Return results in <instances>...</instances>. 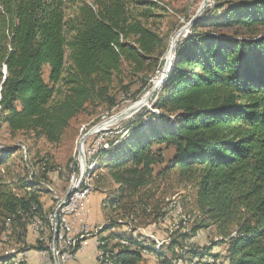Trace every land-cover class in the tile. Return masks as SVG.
<instances>
[{"label":"trees","instance_id":"obj_1","mask_svg":"<svg viewBox=\"0 0 264 264\" xmlns=\"http://www.w3.org/2000/svg\"><path fill=\"white\" fill-rule=\"evenodd\" d=\"M176 1L0 0V131L59 145L79 115L118 108L122 94L137 101L165 67L169 44L160 25ZM123 133L88 155L94 193L105 196L107 223L99 234L116 225L133 232L100 239L103 248L118 249L115 264L152 257L170 264L165 249L173 258L191 255L195 264L197 257L207 258L204 264H264V0H214L178 42L150 106ZM168 150L174 151L169 165L157 171ZM0 151L1 167L17 150ZM39 166L27 167L23 196L0 180L1 234L17 251L46 249L38 238L27 241L31 219L52 240V214L41 196L51 192L42 183L51 185L52 168L46 159ZM170 172L194 191L199 221L190 232L181 234L182 225L172 231L158 249L155 240L134 233L169 217L158 191ZM202 230L217 241L189 246ZM220 246L224 253H214ZM12 255L0 254V264Z\"/></svg>","mask_w":264,"mask_h":264},{"label":"rangeland","instance_id":"obj_2","mask_svg":"<svg viewBox=\"0 0 264 264\" xmlns=\"http://www.w3.org/2000/svg\"><path fill=\"white\" fill-rule=\"evenodd\" d=\"M204 1L205 0H178L174 2L173 5L168 6L171 9L169 11V15L162 21V24L160 25L161 35L167 39L169 44V50L166 57H169L170 55L173 38L198 13ZM210 5H214V0H210ZM161 75L162 72L158 77ZM157 78L154 80L155 82L157 81ZM135 89H137V87ZM152 89L143 94L135 102H133L131 97L128 95L122 94L119 98L120 105L118 108L116 107L113 110L106 109V105H103V107L99 109L97 115H92L90 112L79 115L71 122L70 127L66 130L59 145H50L44 139L34 140L30 136H26L21 133L13 135L9 133L7 128H4L0 131V150L3 148L5 151H9L11 149L17 151H15L14 155H10L8 162L5 165L0 167V180L6 182L7 184H11V186L14 188V192L19 196H23L25 194V190L22 188V186L26 185L29 175L27 167L31 166L38 170L40 167L39 162L42 159L48 160L49 167L52 169L50 173L47 174L48 176H46V179H48L51 185L44 183H42V185L47 187L51 192H48L44 189L41 196L43 197L42 202L46 214H53L55 212L54 209L57 208L56 206H58L60 203L61 198H65L68 192L71 190L72 175L75 172L73 168L71 169V164H74L71 162L75 161L76 159H80L79 150L82 138L89 134L90 131L100 123L110 120L113 116L123 112L134 103L144 99L148 94L151 93ZM148 105L150 106V103ZM132 118L133 117L128 120H122L118 123L110 125L104 131H101L98 134H91L86 139L85 151L88 152L89 149L93 148L94 145L100 141H102L104 144L102 147L108 148L112 142L118 140V135H122L124 138L126 134L123 133L125 124ZM20 147H22L23 151L18 150ZM173 155V150L166 151L164 165L158 166L156 170L161 171L166 168L169 165ZM1 156H3V153L0 151V158ZM76 161L78 162V160ZM43 171L44 170L42 169V173ZM42 173L40 172V176H42ZM99 174L97 173L95 175V183L98 180V177H100ZM159 183L160 188L158 191V197L163 202V205L169 207L170 215L167 219H165V223L162 225L158 227L139 226V230L134 233V236L136 237L139 236V231H141V233L147 237L151 238L154 236L155 239H152L157 242L158 249L163 245V242L167 243L170 241L169 238H171L170 236L172 231L179 232L182 225V228L185 230L182 229L181 234L190 232L191 228L197 225L199 221L197 219V209L195 208L194 203V191L189 186L187 187L177 172H170L163 176V180ZM98 195L100 196L101 193L99 192ZM182 221L184 223H181ZM3 227V220L0 217V240L3 241V243L0 244V252L3 253L1 254L3 256L11 255L14 250H19L20 248L18 247V249H12L14 248L13 244L11 242L5 241H8V238L6 239V235L4 236L1 234ZM48 233L49 231L47 232V235ZM109 234L129 237L133 235V232H131V228L129 227L116 225L114 226L112 232L107 233V236H109ZM32 235L34 234L32 231H30L26 238L30 244L36 242V239ZM123 239L126 240V238ZM116 240L115 242L117 243ZM212 240L217 241L215 234L207 230H202L200 231L198 237L190 239L188 245L191 247L195 246L197 248H203L205 246L208 247ZM213 252L224 253V247H216ZM165 256H167L166 258L170 264H195V262L193 263V256L191 255L185 254L184 256H175L176 258H173L174 256L172 252L168 251V249H165ZM197 259L198 264H204L207 260V258L202 260L199 257H197ZM140 264L162 263L158 258L156 259V257H152L144 258Z\"/></svg>","mask_w":264,"mask_h":264},{"label":"built area","instance_id":"obj_3","mask_svg":"<svg viewBox=\"0 0 264 264\" xmlns=\"http://www.w3.org/2000/svg\"><path fill=\"white\" fill-rule=\"evenodd\" d=\"M103 144L102 141L98 142L93 148L89 149L86 153V165L88 163V155L92 156L97 152L98 148ZM78 160V171L76 176H82L86 165L80 157ZM94 191H89L88 188H81V195L76 198H69L65 201V198H61V205L59 210L66 211V222L63 224V229H57V231H62L63 239H67V251L59 250V241L56 244V255H58L61 264H72V262L77 258L79 251L83 249V246L88 238L94 236L96 227L90 223L92 215V195ZM68 204H76V213H68ZM30 230L39 239L41 233L37 231V219L31 221ZM153 239V237H151ZM166 242H163L164 244ZM127 243H122V247L128 246ZM18 249V247L12 248ZM11 249V250H12ZM114 253L118 249H113ZM47 260V252L42 254ZM29 257V251H28ZM28 257L27 262H28ZM97 264H107L103 262V259H98L97 254Z\"/></svg>","mask_w":264,"mask_h":264},{"label":"bare ground","instance_id":"obj_4","mask_svg":"<svg viewBox=\"0 0 264 264\" xmlns=\"http://www.w3.org/2000/svg\"><path fill=\"white\" fill-rule=\"evenodd\" d=\"M171 50V49H170ZM170 56V55H169ZM102 147V146H101ZM95 154V153H94ZM94 156V155H93ZM78 167V164L76 165ZM75 164H71V169H74ZM94 164L86 165L82 176H76V172L72 175V185L71 190L72 193L69 198H76L81 195V188H88L89 191H94V186L91 183L90 179V171L93 170ZM61 205V201L58 204L55 212L50 215L49 224L53 233L52 240H49L46 235H43V231L46 230L45 226L42 223L37 221V231L41 233V237L39 240L45 244V251L47 252V261H51L54 259L56 255V249L54 246V235L57 233V241H59V250L67 251V239H63L62 231H57V229H63V224L66 222V211L59 210ZM68 213H76V204H68ZM31 221H34V219ZM117 242L126 243L123 239H117ZM103 243L100 244V250L98 253V259H103V262H107V264H115V253L110 250V248H103ZM12 257L10 260L5 262L4 264H28L27 262V252L26 251H14L12 252ZM58 257V255H56ZM9 258V255H6L3 258ZM61 264V263H60Z\"/></svg>","mask_w":264,"mask_h":264},{"label":"water","instance_id":"obj_5","mask_svg":"<svg viewBox=\"0 0 264 264\" xmlns=\"http://www.w3.org/2000/svg\"><path fill=\"white\" fill-rule=\"evenodd\" d=\"M209 6H211L210 0H205L204 3L202 4L200 10L198 11V13L173 38L172 44H171L170 56L166 57V63H165V67L162 71V75L157 78L156 82L155 81L153 82L154 87H153L151 93L148 94L144 99H142V100L134 103L132 106L128 107L123 112L117 114L116 116H113L110 120H108L104 123H100L98 126L93 128L89 134L85 135L82 138L81 144H80L79 154H80V157H81L84 165H86L85 142H86V139L91 134H98L99 132L104 131L110 125L118 123L122 120H128L131 117H133L134 115H136L138 112H140L144 107L149 106L148 104L151 102L152 97L160 89V87L162 86V84L165 82V80L167 79V77L169 75V72L171 70V67H172V64H173V61L175 58V52H176V48H177V44H178L179 40L182 37H186L190 33V29L192 28V26H194L195 23L204 15L205 11L207 10V8ZM5 73H7V68L5 70ZM71 193H72V191L68 192V194L65 197V201H67L69 199ZM56 244H57V233H55V235H54V246H55V248H56ZM54 261H55V264H60L59 258L56 255L54 256Z\"/></svg>","mask_w":264,"mask_h":264},{"label":"crops","instance_id":"obj_6","mask_svg":"<svg viewBox=\"0 0 264 264\" xmlns=\"http://www.w3.org/2000/svg\"><path fill=\"white\" fill-rule=\"evenodd\" d=\"M98 194L99 193L95 192L92 195V215L90 223L96 227L94 236L86 240L83 249L79 251V253L77 254V258L72 262V264H97V254L99 253L100 244L102 243L100 242V239L107 236V233L99 234L106 226L107 215H105V212L102 208V201L104 200L105 196H103L102 194L99 196ZM32 236L37 240V237L35 235ZM32 244H35V242L31 243V245ZM20 251L23 250L21 249ZM26 252L28 257V251ZM42 254H44V252L38 251L36 249L29 251L28 264H55L54 259H52L51 261H47Z\"/></svg>","mask_w":264,"mask_h":264}]
</instances>
